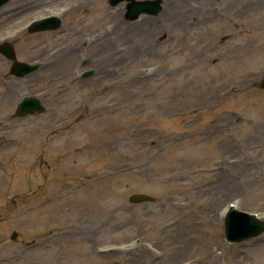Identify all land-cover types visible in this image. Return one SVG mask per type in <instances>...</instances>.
I'll return each instance as SVG.
<instances>
[{"label": "rangeland", "instance_id": "rangeland-1", "mask_svg": "<svg viewBox=\"0 0 264 264\" xmlns=\"http://www.w3.org/2000/svg\"><path fill=\"white\" fill-rule=\"evenodd\" d=\"M126 11L0 8V40L41 63L18 79L0 54V264H264V232L230 242L224 221L231 202L264 216V0ZM28 93L47 111L13 117Z\"/></svg>", "mask_w": 264, "mask_h": 264}, {"label": "water", "instance_id": "water-1", "mask_svg": "<svg viewBox=\"0 0 264 264\" xmlns=\"http://www.w3.org/2000/svg\"><path fill=\"white\" fill-rule=\"evenodd\" d=\"M8 0H0V6ZM124 0H109L112 5H116ZM127 17L135 19L142 13L158 14L162 9V0H127ZM62 19L58 15H51L34 20L29 26L30 31L55 29L61 25ZM0 49L5 52L10 58L15 59L13 70L18 74H24L31 70H36L39 67L38 63L29 64L21 62L16 59L14 48L5 43L0 45ZM94 69L88 70L84 75H90ZM264 86V82L262 83ZM45 105L37 95L26 96L19 104L16 115H25L44 111ZM154 197L147 193H134L131 195L130 200L133 202L150 201ZM264 232V218L259 217L256 213H251L246 210L239 209L231 204L225 215V235L226 239L230 242H239L251 237H255ZM17 232L13 234V237Z\"/></svg>", "mask_w": 264, "mask_h": 264}, {"label": "flooded vegetation", "instance_id": "flooded-vegetation-1", "mask_svg": "<svg viewBox=\"0 0 264 264\" xmlns=\"http://www.w3.org/2000/svg\"><path fill=\"white\" fill-rule=\"evenodd\" d=\"M1 42V41H0ZM12 43L14 44V41H12ZM0 54L2 55V57H4L5 59H7V60H9L2 52H0ZM10 61V60H9ZM28 61H30V62H33V60H28ZM10 66H11V61H10ZM30 75H33V72H30V73H28V74H26L25 76H17V75H13V74H11L10 72H9V76L11 77V76H14V77H16V78H25V77H29ZM1 79H2V81L1 82H4V77H2L1 76Z\"/></svg>", "mask_w": 264, "mask_h": 264}, {"label": "bare ground", "instance_id": "bare-ground-1", "mask_svg": "<svg viewBox=\"0 0 264 264\" xmlns=\"http://www.w3.org/2000/svg\"><path fill=\"white\" fill-rule=\"evenodd\" d=\"M99 9V7L98 6H96L95 8H93V9H91L90 11H96V10H98ZM236 50H237V48H236Z\"/></svg>", "mask_w": 264, "mask_h": 264}]
</instances>
